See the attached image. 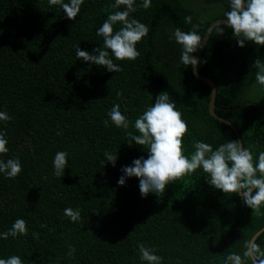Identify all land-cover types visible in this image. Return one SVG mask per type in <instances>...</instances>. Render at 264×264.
Wrapping results in <instances>:
<instances>
[{
  "label": "trees",
  "instance_id": "obj_1",
  "mask_svg": "<svg viewBox=\"0 0 264 264\" xmlns=\"http://www.w3.org/2000/svg\"><path fill=\"white\" fill-rule=\"evenodd\" d=\"M112 3L84 0L73 21L58 6L50 8L48 0H0V111L11 117L0 121L8 141L0 160L19 158L23 169L15 179L0 173V233L16 219L28 228L27 235L0 238V259L147 264L140 259V243L155 249L161 264H225L231 253L243 256L245 242L264 226V207L260 215L252 214L235 193L211 187L202 169L169 184L159 196L142 198L136 177L120 186L121 168L148 153L134 141L129 146L127 133L108 116L119 104L130 121L128 131L139 135L135 119L167 91L188 125L183 148L189 158L197 141L215 150L237 140L230 126L209 113L211 88L180 62L181 46L173 38L176 28L190 32L193 25L203 37L213 20L230 11L229 0H152L150 8L138 7L131 16L149 33L137 43L135 61L110 54L122 68L116 73L75 55L77 46L89 52L103 47L96 32L115 11ZM219 26L223 35L213 28L197 70L216 85L215 112L236 126L242 145L251 146L258 161L264 152V86L255 81L253 62L258 57L264 62V46L246 42L241 48L232 30ZM60 151L68 153L62 178L53 167ZM105 152L118 156L115 166ZM65 208H78L81 219L71 222ZM254 243L264 250V230Z\"/></svg>",
  "mask_w": 264,
  "mask_h": 264
},
{
  "label": "clouds",
  "instance_id": "obj_2",
  "mask_svg": "<svg viewBox=\"0 0 264 264\" xmlns=\"http://www.w3.org/2000/svg\"><path fill=\"white\" fill-rule=\"evenodd\" d=\"M84 0H48L49 7L58 6L65 17L75 21L81 10ZM152 0H142L137 5L136 0H114L110 4L111 12L98 28L96 35L103 38V47H97L93 51L81 50L76 47L77 60L91 62L96 66L105 68L108 72H120L122 68L114 63L110 54L119 61H135L140 52L136 45L149 33V27L139 20L132 18L131 14L138 7L148 9ZM230 11L224 16L225 24L232 30V35L239 47H245L246 42L258 46H264V0H229ZM123 6V10L121 9ZM186 18V23H190ZM120 24L119 30L114 26ZM217 31L223 35V29L217 25ZM198 26L193 25V30L183 32L176 28L173 38L181 46L180 62L188 66L196 67L199 61L193 56L203 46L204 37L198 34ZM256 72L255 81L264 86V62L258 57L253 62ZM122 93H118V96ZM112 124L123 129L129 138V146L135 145L146 147L148 157L143 156L134 159L130 166L121 168L123 175L118 184L124 186L126 180L131 177L139 179V190L142 198L149 194L159 196L165 193L169 184L176 183L183 177L202 169L206 174L207 183L224 194L235 193L242 198V202L252 210V214L260 215L264 207V152L258 155V161L254 160L251 146L245 148L236 139L220 144L215 150L211 144L197 141L194 144L195 151L189 156L185 155L183 138L188 132V125L182 119V113L176 109L174 102L170 100L167 91L155 96L153 105L147 107L142 115L134 121V128L139 135L128 131L130 121L122 114L120 105H114L108 112ZM11 117L0 111V121L7 122ZM104 126H109V120L103 121ZM6 133H0V154H7L8 144ZM104 156L109 163L115 166L118 156L105 152ZM68 153L60 151L55 154L53 160L54 175L62 178L68 165ZM22 166L19 158L0 160V173L6 178L15 179L21 172ZM64 215L75 223L81 219V212L77 209L65 208ZM28 234L27 222L24 219H16L10 230L0 233V238H16ZM38 238V233H33ZM139 255L147 264H161L162 257L155 254V249L145 247L143 243L138 245ZM246 251L243 256L231 253L226 257L225 264H264V250H261L254 241L245 242ZM75 254V248L69 247L68 256ZM0 264H23L22 259L12 255L7 259H0Z\"/></svg>",
  "mask_w": 264,
  "mask_h": 264
},
{
  "label": "water",
  "instance_id": "obj_3",
  "mask_svg": "<svg viewBox=\"0 0 264 264\" xmlns=\"http://www.w3.org/2000/svg\"><path fill=\"white\" fill-rule=\"evenodd\" d=\"M226 23H227V21H226V17H220V18H217V19L213 20V21L208 25V27H207V29L205 30V33H204V35H203V37H204V39H203V41H202L203 46H202L201 48H199V49L197 50V52H195V54H194V57H195L197 60L199 59V57H200V55H201V53H202V51H203V48H204V46H205V44H206V42H207V40H208V38H209V36H210L211 31L213 30V28L216 27V26L219 25V24H226ZM192 72H193V74H194L195 77H197L198 79H200V80H202V81L208 83L209 86H210V88H211L210 98H209V102H208V111H209V113H210L213 117H215V118H217V119L223 121V122L226 123L228 126H230V127L232 128V130L234 131L237 140L240 141V142L242 143L241 137H240V135H239V131L237 130L236 126H235L230 120L226 119L225 117H223V116H221V115H219V114H217V113L215 112L216 85H215L214 81H213L210 77H208V76H206V75H204V74L199 73L198 70H197V66H196V67H193V66H192ZM263 230H264V226H263L262 228H260L259 230H257V231L252 235V237L250 238V241H255L256 237H257V236H258Z\"/></svg>",
  "mask_w": 264,
  "mask_h": 264
}]
</instances>
